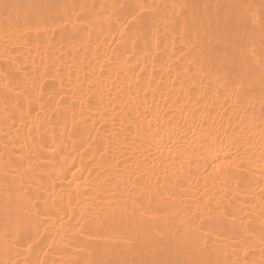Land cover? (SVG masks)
I'll return each instance as SVG.
<instances>
[{
    "label": "bare ground",
    "instance_id": "obj_1",
    "mask_svg": "<svg viewBox=\"0 0 264 264\" xmlns=\"http://www.w3.org/2000/svg\"><path fill=\"white\" fill-rule=\"evenodd\" d=\"M12 2L61 7L0 9V264H264L262 0Z\"/></svg>",
    "mask_w": 264,
    "mask_h": 264
},
{
    "label": "snow or ice",
    "instance_id": "obj_2",
    "mask_svg": "<svg viewBox=\"0 0 264 264\" xmlns=\"http://www.w3.org/2000/svg\"><path fill=\"white\" fill-rule=\"evenodd\" d=\"M58 7H61V6L52 5V4H45L42 2H37V3L25 5V4L12 2V0H0V9L3 10V12L5 13L6 18L8 19L10 24L14 22L17 26H20V21H21V19H23V26L24 27H29V28L35 27L37 31H39L41 28V25L43 23H45L42 10L47 9L49 12H51V10L53 8H58ZM121 7H123V6H121ZM138 7H140L142 9L144 6L140 5ZM173 7H176V6L174 5ZM181 7H183V6H181ZM260 9L262 12H264V0H262V3L260 5ZM21 10L27 11V14L24 15L23 17L20 14ZM133 18H135V17H133ZM225 23L227 24V20L225 21ZM262 67H264V65H262ZM2 71H4L6 73L4 76V79L8 80L9 76L7 75V68L2 69ZM52 79H53V81L59 79V74H57V76H54ZM64 86L65 85H64L62 80L60 81V89H57L56 83H51V84L47 85V88L49 89L48 94L50 96H53V97L54 96H60L61 101H63L64 96L62 94V89L64 88ZM35 87L37 88L39 96L43 97V95H44L43 89L45 86L43 84H41V85L35 86ZM42 107H43V105H42ZM58 107H59V102H57V108ZM53 111H57V109H53ZM212 134L213 133H210V132H207V130H204L201 135H202V138H204L205 141H207V139L210 138V136ZM89 138L94 139L91 136ZM208 152H209V156L211 157V162L213 164H215V161L217 159H219V156L212 152L211 145L209 146ZM233 162H234V157L229 156L227 158V161H221L219 164H216L215 167L217 169H220L222 167H226V166L230 165ZM221 215L227 216V215H231V213L227 209H224L221 212ZM245 231H247V228H245ZM262 231H264V229H262ZM118 264H172V262L171 261H165L162 259L153 258L150 260H132V261L124 260L122 262H118ZM217 264H219V262H217ZM244 264H254V262H251V261H248L247 259H245Z\"/></svg>",
    "mask_w": 264,
    "mask_h": 264
}]
</instances>
